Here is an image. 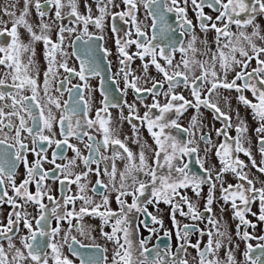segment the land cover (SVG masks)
<instances>
[{"label":"snow or ice","instance_id":"obj_1","mask_svg":"<svg viewBox=\"0 0 264 264\" xmlns=\"http://www.w3.org/2000/svg\"><path fill=\"white\" fill-rule=\"evenodd\" d=\"M17 2L18 0H10L9 4L0 9L2 16L8 17V21H5L0 16V25H3L0 27V66L8 70L0 77V101H11L0 103V135L3 136L0 145H5L0 150V206L7 205L10 209L6 217L7 222L0 223V264H74L64 252L65 245L68 252L79 259L80 264H108L107 248L98 244L84 245L76 236L71 235L75 229L80 235L90 237V226L85 227L81 223L85 216L100 218L101 236L114 245L111 264H189V261L180 255H186L189 247L196 250V256L192 258L196 264H238L234 251L239 245L233 244L230 232L213 214L212 205L217 199V186L220 191L218 199L225 205L230 204L232 219L238 221L235 225V235L246 242L243 252L244 264H264V243L256 245L261 251L260 255L255 257L252 255L253 245L248 243L251 240L264 241V235L255 236L247 230L257 226L247 218L248 215L264 223V186L256 187V181L249 177L251 169L264 174V35L261 34L260 25L256 23L258 16H264V0H120V3L116 0H85V13L79 11V0H23L19 15L16 11ZM93 4L97 15H93ZM120 4L123 9L113 11L120 8ZM189 4L195 13L196 24L188 18ZM141 5L147 10L146 18L151 17V24L145 26L151 28V35L142 28L138 20L137 13ZM31 7H34L39 17L36 25L29 23L27 19ZM206 7L217 15L214 18L207 15L204 11ZM65 8L70 10L62 14ZM49 13L53 15L49 17ZM168 14L174 15L175 27L169 23ZM45 17H49L52 23L46 22ZM69 18L72 24L83 25V34L88 35L89 40H104L103 35L93 37L89 33V26H94L102 33L106 18L111 21L110 30L113 34L122 32L121 27L116 24L117 20L134 28V33L128 29L123 30L122 36L117 35L115 45L120 64L116 75L122 77L124 83V88L117 90L126 94L131 88L141 103V93L151 94L153 100L151 104L144 105L147 111L142 117L138 114L136 104H128L127 101L125 104L128 115L124 116L123 111L119 114V121H127L132 128L135 137L133 143L139 145L138 157L125 143L128 137L125 136L124 140H121L117 130L111 127L112 118L108 109L119 105L109 101V90L102 89L103 107L97 110L96 118L87 119L89 103L80 91L81 86L66 87V84L71 82L70 77L76 76L81 81H87L89 75L100 74L99 64L95 60H81L78 71L69 66L66 59L68 53L63 47L65 33H75L76 27L59 25L56 40L49 34L52 24ZM9 21L10 28L7 27ZM232 26H235V32L231 30ZM21 27L29 34L27 43L20 37L18 29ZM197 27L199 32L205 35L214 31V49L206 38L201 41L203 50L196 46L199 39ZM248 28L252 29L251 32L247 31ZM133 36L135 38H132ZM81 38L76 37L77 40ZM257 41L261 43L258 44ZM37 42L43 43V56L47 64L42 73V88L38 83L41 70L35 59L34 46ZM132 45H135L136 51L130 54L128 49ZM99 47L105 58L111 54L103 45ZM91 50L90 48L89 51ZM177 53L179 60L176 59ZM25 54H28L27 62L23 60ZM75 54L73 52V55ZM197 54L203 59H197ZM58 56L61 59H58ZM134 58L142 62L145 82L150 80L151 87L139 86L140 77L134 75L131 68ZM253 61L255 67L252 66ZM150 66H154L162 79L148 76ZM59 69H63L67 75L59 80L55 91L60 93V96L67 91L71 97L75 89L79 98L71 108L68 107V101H64L63 111L57 119L52 108L60 110L62 105L60 98L50 93ZM196 69L199 70L198 75ZM9 78L11 83H8ZM165 83L167 90L161 92ZM181 86L189 90L191 100L175 91ZM83 87L89 86L85 83ZM26 90L30 91L31 95H25ZM221 90L235 91L237 101L250 108L254 119L259 122V126L255 128L259 162L251 147L245 146L250 145L246 136L248 127L238 111L236 135H229L232 117L221 109L220 101L232 111L230 97L222 95ZM245 92H250L253 99H249ZM161 95L165 99L163 104L158 99ZM81 102L84 105L83 124L79 118L73 120L81 111ZM189 108L195 109L196 115L191 117L189 127L185 128L178 121ZM201 108L211 110L216 119H223L225 122L223 128L215 129L218 137H225L218 145L213 144L210 133L203 131L199 119ZM153 109L158 110V114H154ZM102 112L104 116H101ZM173 112L176 118H167V114ZM134 120L146 124L155 148L146 141L141 142L138 135L139 126L133 123ZM54 125L59 126V134L64 139H56ZM93 128L102 134V142L96 141L89 133L88 129ZM4 129H8V132ZM167 129H177L186 134L188 139H178L171 132H166ZM9 133L14 135L9 136ZM72 136L82 142L87 137L85 147L89 150L88 156H82L80 149L69 142L68 138ZM28 137H31L30 144L25 142ZM200 142L205 145V157L215 149V156L221 165L215 175L212 167L206 168L204 158L199 156ZM53 145L56 150L52 152V159L48 160L47 152ZM110 146L111 156L102 154L101 147L107 151ZM68 149L75 154L70 159L65 155ZM146 151L152 152L151 163ZM29 153L35 156L34 161H29ZM240 153L247 157L248 163L240 158ZM194 155L202 175L193 172L190 168L191 161L185 160V157ZM58 159L67 162L57 163ZM77 160L83 162L86 171L74 173L73 169L78 166ZM117 160L125 161L123 170L119 172ZM45 161L54 167L45 169ZM109 161L110 164L106 163L103 169L100 168L101 163ZM20 165H23L25 175L17 183V169ZM92 165H96L95 169ZM92 172L97 179L91 191L101 198L100 203H95L85 194L87 185L81 183L82 180H87ZM225 173L234 175L237 183H227L225 186ZM102 174L108 178L107 182L100 178ZM141 175L148 179H140ZM48 180L60 184L59 200L51 194V188L46 183ZM260 183L264 185V181ZM72 184H76L79 189L77 195L67 194ZM32 185H35L34 192L30 190ZM204 185L208 186V192L203 211H200L180 190L190 188L199 199ZM111 193H115L118 210H112L109 206ZM129 196L132 197L130 204L125 199ZM45 198L51 203V207L44 203ZM77 200L82 201L78 210ZM257 200L258 213L252 211V205ZM160 202L171 206L170 218L175 234L177 239L182 241L175 256H172L170 251L162 252L159 245L149 248L147 245L151 235L134 239L141 225L150 234H156L157 229L149 227V223L163 228V220L149 212L147 207L150 204L158 205ZM29 205L36 209V216L26 210ZM69 205L72 206L71 209ZM221 210L223 211V208ZM177 213L192 221L206 220V227L202 229L189 223L181 225L176 218ZM204 213L209 215L205 217ZM136 214L144 216L145 219L137 223ZM52 219L56 221L55 227H50ZM74 219L76 224H73ZM62 221L67 222L66 231L61 228ZM105 225H110V232L104 231ZM62 231L63 236L57 239ZM195 232H199L201 237H208L203 247L199 240L195 244L190 242L189 237ZM164 236L170 238L171 233L165 231ZM17 239L20 247H17ZM4 241H7V249ZM75 245H79V248ZM84 247L93 248L95 251L82 253L79 249ZM221 250L224 251L223 257L220 256ZM168 256L172 258L167 259Z\"/></svg>","mask_w":264,"mask_h":264},{"label":"flooded vegetation","instance_id":"obj_2","mask_svg":"<svg viewBox=\"0 0 264 264\" xmlns=\"http://www.w3.org/2000/svg\"><path fill=\"white\" fill-rule=\"evenodd\" d=\"M89 2H91V0H89ZM117 3H120V0H116ZM10 3V0H0V9H2L3 7H5L7 4ZM85 0H79V11L81 13H85ZM93 15H97L98 13L96 12L95 9V5L93 4ZM23 8V0H18L17 2V14L19 15L20 9ZM121 9H123V5L120 4V8H116L113 9V11H120ZM70 9L65 8L62 10V14H66ZM146 9L143 8V5L140 6L139 11L137 13L138 16V20L141 22V26L142 28H145V26L150 25L151 24V17H147L146 18ZM205 13L207 15L212 16L213 18L217 15L216 12L212 11L211 9H208L207 7L204 9ZM53 14L49 13V17H51ZM0 16H2V13H0ZM49 17H45V21L48 23H52V20ZM2 18L5 21H8V17L6 16H2ZM168 21L169 23H172L173 26L175 27V17L173 14H168ZM188 18L191 19L193 21V24H196V16L195 13L192 11L191 5L189 4V11H188ZM29 23H32L33 25H36L39 21V17L36 15L35 13V9L34 7L30 8V12H29V16L27 17ZM256 23H258L260 25L261 28V34L264 35V16H258ZM65 25V26H69V27H76L77 31L75 33H72L71 35L65 33L66 39L64 41V50L65 52L68 53V56L66 57L67 62L69 64L70 67H75L77 69V71L80 68V63L81 60H85V61H90V60H95L98 64H99V75H89L87 77V81H81L79 79V77L73 76L70 77L71 82L66 84V87L71 88L73 85H80V91L83 92L84 94V98L85 100L88 101L89 103V108H88V114H87V119H95L96 118V112L98 109H101L103 107V99L104 97L102 96V89H107L109 90V92L111 93L110 97H109V101L110 102H114L117 103L119 106L118 107H110L108 109V112L111 114V118H112V124L111 127H113L114 129L117 130L119 138L121 140H124L125 136L128 137V139L125 141V143L127 144V146L133 151V153L137 154L138 157V152H139V145L136 143H133V139H135L134 135H133V131L131 126L127 123V121H119V114L121 113V111H123L124 116L128 115V108L125 104V101H127L128 104L131 103H135L137 106V110H138V114L142 117L144 112L147 111V108L144 106L146 104H151L153 102L152 100V96L149 93H141L140 96L143 98V103L140 102V100L137 98V94L131 89L129 88L125 93L118 91L117 89H123L124 88V83H123V79L120 76H117L116 73L119 71L120 68V64H119V59H118V53L116 51V45H115V39L117 37V35L122 36L123 35V30H128L130 29L131 31H133L134 33V28H131L130 25H124L123 22L117 20L116 24L118 26L121 27L122 32L119 34H113L110 30V24L111 21L109 18H106L105 20V28L103 30V32L101 33V31L99 29H96L94 26H89V33L92 34L93 37L98 36V35H103L104 36V40L103 41H96L95 39L89 40V36L88 35H84L83 34V25H76V24H72L71 23V18L69 19H65L62 21H57L56 23L52 24V31L49 33L52 37L53 40H56L57 38V30L59 25ZM0 27H3V25H0ZM7 27H11V22L9 21L7 24ZM19 33H20V37L21 39L27 43L30 39L29 34L26 32V30L24 28H19ZM38 30V29H37ZM146 31H148L149 35H151L152 30L150 27H146L145 28ZM233 32L236 31L235 26H232L231 29ZM251 28H248L247 31L251 32ZM197 35L199 36V39L197 41L196 46L198 48H200L201 50H203V44L201 43L202 40H204L205 38L208 40L209 44L212 45L213 49L215 48V45L212 44L214 37H215V33L214 31H209L206 35L204 33H200L199 32V28L197 27L196 29ZM77 36H81L82 38L80 40H77L76 37ZM132 38H135V36H133ZM8 39V38H5ZM258 44H260V41H257ZM99 45H103V47H106L107 49H109L110 51V55L107 56L106 58L103 56L102 51L100 50ZM35 52H36V56L35 59L40 67L41 70V75L39 77L38 83L41 85L42 88V82H43V70L47 67L46 61L44 59L43 56V52H44V46L42 42H37L35 44ZM92 49L91 51H89V49ZM129 53H134L136 51L135 45H132L129 47L128 49ZM73 52H75L76 54L73 55ZM27 55L25 54L23 57L24 62H27ZM58 59H61V57H57ZM180 56L179 53L176 54V59L179 60ZM147 59V58H146ZM197 59H203V57H201L199 54H197ZM252 66L255 67V61L252 62ZM131 68L133 70L134 75L140 77V80L138 81L139 86L141 87H151V81L149 80L147 83L145 82L146 77L145 74L142 71V62L138 59V58H134L133 61L131 62ZM5 71H8L7 69H5L3 66H0V77L3 76V73ZM196 74H199V70L196 69ZM67 75L66 73H64L63 69H59V74L56 78V81L53 82L52 84V91H51V95L53 96H57L60 98V102L62 105V108L60 110L55 109L54 107L52 108V111L54 113V115L57 117V119L59 118V116L61 115V112L63 111V103L64 101H68V107L71 108L74 105V102L79 98L78 92L77 90H73L71 97L69 96V93L67 91L63 92V95L60 96V93H57L55 91V88L58 87L59 85V80H62L64 78V76ZM148 76L149 77H155L156 79H162L161 74L157 73L154 66H150L149 70H148ZM114 78V79H113ZM232 78V74L229 75V79ZM8 83H11V80L9 78ZM87 83L88 84V88H84L83 85ZM239 83V82H238ZM10 90V89H9ZM167 90V84L165 83L164 85V89L161 90V92L166 91ZM175 91L179 94L184 95L187 99H192L189 90L181 87H178L177 89H175ZM221 93L224 96H229L230 97V106L232 111H229V108L225 106V104L220 102V107L223 111L228 112V114L232 117V127L230 129H228L229 131V135L231 136H235L236 132H235V126L237 123H239V121L236 118V112H239V116L240 118L245 122V124L248 127V132L246 133V136L249 138L250 140V145L249 144H245L246 147L250 146L252 153L254 155V157L256 158L257 162H259L260 160V156L258 153V145H257V134L255 132V128H257L259 126V122L254 119L253 117V113L252 110L250 108L245 107L244 105L240 104L237 99V93H235V91L232 92H227L224 90H221ZM25 95H31L30 91H25L24 92ZM41 97L43 96V92L41 91L40 93ZM245 95L249 98V99H253L252 95L250 92H245ZM159 101L161 104L165 103V99L163 97V95H161L160 97H158ZM43 103V101H41ZM255 102V101H254ZM0 103H11L10 100H6V101H0ZM83 102H81L80 104V109L81 111L78 112L77 116L73 117V120L75 121L77 118H79L81 120V123H84L85 117L83 116ZM204 109V113H207V111H210L212 113L213 116H211L212 121L215 123V125L212 126H208L205 125L203 126V131L210 133L211 137H212V142L215 145H218L220 142H222L225 137L223 136H217L215 133V129L217 128H223L225 126V122L223 121V119H216L214 113L211 110L208 109ZM207 110V111H205ZM5 111H8V109H5ZM47 112V110H46ZM153 113L154 114H158V110L153 109ZM174 112L173 113H169L167 114V118L170 119H174L176 118L174 116ZM105 114L102 112L101 116H104ZM15 119V118H14ZM207 119V118H206ZM182 127H189L188 124H186L185 122L181 121V119H179L178 121ZM133 123L137 124L139 126V132L138 135L139 137H143V138H148L150 139V144L149 141L147 142L148 145H153V147L155 148V144L154 141L152 139V137L150 136L146 124H141L140 121H136L134 120ZM5 132H8V129H4ZM54 131L57 132L56 135V139H64L63 136H61L59 134V126L58 125H54ZM89 133L91 135H93L96 138V141L98 142H102V134L97 132L95 130V128L93 129H88ZM166 132H171L172 135H175L178 139H188L187 135L180 132L177 129H167ZM45 134L47 135V131L45 132ZM14 135V133H9V136ZM25 136H27V134H24ZM3 136L0 135V139H2ZM69 142L71 144H74L76 147H78L80 149L81 155L82 156H88L89 155V150L85 147V143H87V137L84 138V141H80L77 140L75 136L69 137ZM31 141V137H28L27 140L25 141L26 143L30 144ZM11 142V140L9 141ZM31 146V145H30ZM5 147V145H0V150H2ZM205 145L203 142L199 143V156L201 158H204L205 161V167H212L213 169V175H215V172L219 170V168L221 167L219 159L215 156V149L213 148L205 157V153L203 151ZM56 150L55 146L53 145L52 148H49L48 152H47V157L48 160L52 159V152ZM101 152L104 155H108L111 156L112 154V147L110 146L108 148L107 151H105L103 149V147H101ZM151 151H146V154L149 155ZM65 155L70 159L72 158L75 154L68 149L65 153ZM240 156L241 159L245 160L246 163H248L247 157H245L242 153L238 154ZM28 159L29 161H34L35 160V156L32 155L31 153H29L28 155ZM185 160L188 161L190 160V168L193 172L199 173V174H203L202 170L200 169L199 165L196 163V156H192V157H185ZM66 160H57V163H66ZM110 164L109 162H104L101 163L100 168L103 169L105 167V164ZM125 161L122 160H117L116 161V165H117V169L118 172L123 170V166H124ZM77 167H75L73 169L74 173H80L82 171H86L87 169L84 167L83 162L81 160H77ZM43 167L45 169H51L54 167V165L48 163L47 161L44 162ZM96 165H92V168L95 169ZM250 164H249V168H250ZM245 171H248V169H245ZM25 175V170L23 165H20L17 169V183H19ZM143 176H140V179ZM249 177L253 178L256 181V187H261L264 186L260 183V181H264V174L259 173L258 171H256V169H251V171L249 172ZM74 179V176L72 177ZM101 179H103L105 182H107V177L103 176V174L100 177ZM119 177L117 176V179ZM224 178L226 181L225 186L227 185V183H232L235 184L237 183V180L235 178L234 175H232L231 173H225L224 174ZM97 179V176L95 175L94 172L89 173V176L87 178V180H82L81 183H84L87 185V190H86V195L90 198H92V200L95 203H100L101 198L98 195H95L91 189L92 186L95 184V181ZM147 180V179H146ZM47 185L51 188V194L57 199L59 200L61 197V186L58 182H54L52 180H48ZM30 190L31 191H35V185L30 186ZM182 192V194L187 195L193 203H195L198 207V209L200 211H203L204 208V204L206 202V196H207V192H208V186L204 185L203 186V192L201 194V198L197 199L194 194L192 193L191 189H182L180 190ZM79 193V189L77 187L76 184H72L70 186V190L67 191L68 195H77ZM10 195L12 194L11 192L9 193ZM146 195H148V193H146ZM215 195L217 197L216 200H214V203L212 205L213 207V214L214 217L218 220L221 221V223L228 229V231L230 232L232 238H233V244H238L239 247L235 249L234 251V255L235 258L238 262V264H244V256H243V252L245 251L246 248V242L242 241L239 239V237H237L235 235V225L236 223H238V221L233 220L232 219V209L229 205H225L224 202L222 200H219V196H220V191H219V186H217ZM127 200V202L130 204L132 201V197H126L125 198ZM143 199V198H142ZM44 203L48 204L51 207V203L47 200V198L44 199ZM82 201L77 200L76 201V207L77 210L79 209L80 205H81ZM110 208L112 210H118V205L115 201V193H111L110 194ZM69 209H71V205L68 206ZM148 211L151 212L153 215H156L159 219L163 220V228H160L158 225H152L149 223V227H155L157 229L156 234H150L149 231L143 226L141 225L139 228V233L138 235L134 238L136 240L144 238V237H148L151 235V239L148 242V247L149 248H153L156 245H159L160 249L162 252L165 251H170L172 256H175L178 253L179 250V244L182 243V241L178 240L175 234V229L173 227L172 224V220L170 218V213H171V206L164 204L163 202H160L158 205H148ZM223 208V211L221 210ZM185 211H187V207L184 206ZM29 213L32 214V216H36L37 215V211L36 209L29 205L26 209ZM103 210V209H101ZM10 211L9 206L4 205V206H0V223H6V217H7V213ZM252 211L258 213L259 212V201L257 200L256 203H254L252 205ZM205 217H207L209 214L208 213H204ZM176 218L178 221H180L181 225H183L184 223H189V224H196L199 228H205L207 221H192L190 219H188L187 217H181L179 215V213L176 214ZM247 218L249 220H251L253 223H256V228H248L247 230L255 235V236H260V235H264V223L259 222L256 217L252 216V215H248ZM145 219L144 216H140L139 214H136V222L138 223L139 220H143ZM81 223L83 225H85V227H89L91 228V232H90V237L86 238L85 236L80 235V233L78 231H76L75 229L72 230L71 235L76 236L77 240H79L82 244L84 245H91V244H98L100 245L102 248H107L108 251L106 253L107 257H108V264H111V257L114 251V245L111 242H107L100 234V218L99 217H92V216H85L83 221H81ZM73 224H76V220H73ZM33 225L35 226V222L33 221ZM56 226V221L55 219L51 220V224L50 227H55ZM210 227V226H209ZM61 228L63 230H67L68 229V225L66 221H62L61 222ZM243 231V229H241ZM26 231V230H23ZM104 231L106 232H110L111 231V227L110 225H105L104 226ZM168 231L171 233V237H165L164 236V232ZM63 231L60 234V237H57V239H60L63 236ZM208 237L205 235L203 237H201L199 235V232H195L192 233L189 237V240L192 244H195L198 240L201 241V247H203V245L207 242ZM5 245V248L7 249V241L3 242ZM248 243H251L253 245L254 248V252H253V257L260 255V249L256 248V245L258 243H264V241H259V240H251L248 241ZM16 244L17 247H20V244L18 242V239L16 240ZM166 246H170V247H166ZM75 247L79 248V245H75ZM82 253L88 254V253H92L95 251V249L90 248V247H84V248H80L79 249ZM64 252L66 255L69 256L70 259H72L74 261V264H80L79 259L77 257L72 256L67 249V245H65L64 247ZM181 256H183V258L187 259L189 261V264H196V261H194L192 258L196 256V250L189 247L187 250V254L184 255L183 253L180 254ZM172 256H168L167 259H171ZM220 256L223 257L224 256V251L221 250L220 252Z\"/></svg>","mask_w":264,"mask_h":264},{"label":"rangeland","instance_id":"obj_3","mask_svg":"<svg viewBox=\"0 0 264 264\" xmlns=\"http://www.w3.org/2000/svg\"><path fill=\"white\" fill-rule=\"evenodd\" d=\"M223 95V94H222ZM222 101V100H221ZM220 101V102H221ZM221 103H223L224 104V102L222 101ZM226 106V105H225ZM227 107V106H226ZM205 111H207V110H205ZM193 115H196V111H195V109H193V108H189L186 112H184V114L179 118V119H181V121H183V122H185L186 124H190V122H191V117L193 116ZM174 116H175V114H174ZM211 116H213L212 115V113L210 112V111H207V113H204V109L203 108H201L200 109V116H199V119H200V121H201V123H202V126H205V125H208V126H212V125H215V123L212 121V119H211ZM207 118V119H206ZM140 139H141V142H144V141H146V142H148L149 141V144H150V139H146V138H141L140 137ZM152 146V148H154L153 147V145H151ZM147 155V154H146ZM148 157H149V163H151V157H152V152H150V154L149 155H147ZM165 170H161V172H164ZM141 179H144V180H146V179H148L147 177H142Z\"/></svg>","mask_w":264,"mask_h":264}]
</instances>
